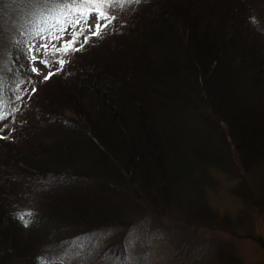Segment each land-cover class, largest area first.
Listing matches in <instances>:
<instances>
[{
  "label": "trees",
  "instance_id": "obj_1",
  "mask_svg": "<svg viewBox=\"0 0 264 264\" xmlns=\"http://www.w3.org/2000/svg\"><path fill=\"white\" fill-rule=\"evenodd\" d=\"M99 5L111 19L32 83L33 49ZM19 107L0 264H243L220 234L262 242L264 0H0V123ZM219 175L236 216L208 201Z\"/></svg>",
  "mask_w": 264,
  "mask_h": 264
},
{
  "label": "rangeland",
  "instance_id": "obj_2",
  "mask_svg": "<svg viewBox=\"0 0 264 264\" xmlns=\"http://www.w3.org/2000/svg\"><path fill=\"white\" fill-rule=\"evenodd\" d=\"M107 1V0H102ZM97 5V4H96ZM101 6L100 8H105L106 18L102 17L101 13L98 10H93L89 14V18L85 24H80L74 28H69L61 34L58 33L53 41L47 47L45 52H41L40 49H33L32 54H36L33 59L28 63L29 73L32 74V83L35 81H41L50 78L53 73L60 72V63L58 57L61 53L68 50L70 47L77 49L79 45L85 43L88 38H91L92 34L97 33L99 27L103 26L114 14V9L110 6ZM27 84V83H26ZM24 84V85H26ZM32 85V84H31ZM33 86V85H32ZM29 91H31V86H29ZM28 121L27 116L24 115L22 107H19L16 116L8 119L6 123H0V141L7 139L11 136V133L14 129L19 128L20 125H23ZM219 182L224 183L225 187H220L217 191H212L209 193L208 201L212 208L218 214H230L231 216H236L242 210V205L240 200L231 194L230 190H226L228 186H234L235 181H226L224 176L219 175ZM167 225L171 228L169 230V235L172 233V228L176 227L175 222L166 221ZM255 229L256 235H261L262 242L260 243L257 240L238 238L233 239L225 234H220L222 237L227 238L231 242H234L237 248V254L241 257L243 264H264V220L263 216H260L259 219L255 218L252 223V229ZM153 231L148 232V244L147 250L151 251L152 254H159L163 252L164 240L161 236L160 239H157L155 243L153 240L155 237L152 235Z\"/></svg>",
  "mask_w": 264,
  "mask_h": 264
}]
</instances>
